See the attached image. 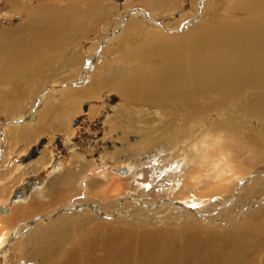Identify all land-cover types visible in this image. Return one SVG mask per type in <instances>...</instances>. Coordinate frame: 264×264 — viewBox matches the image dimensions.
Returning <instances> with one entry per match:
<instances>
[{
  "label": "bare ground",
  "instance_id": "obj_1",
  "mask_svg": "<svg viewBox=\"0 0 264 264\" xmlns=\"http://www.w3.org/2000/svg\"><path fill=\"white\" fill-rule=\"evenodd\" d=\"M37 1L35 7L29 5L31 0H4L25 16L21 27L43 21L50 35L39 41L36 34L35 41L20 47L23 53H16V45L9 49L12 41L0 36V49H7L13 59L4 61L3 79L11 83L0 82V95L33 86L40 63L54 65L52 58L67 52L65 45L55 48L60 44L54 36L65 44L69 22L78 15L85 24V13L71 0L61 9ZM151 3L142 0L148 12L136 10L130 17L129 29L138 27L140 32L129 36L130 43L124 39L126 45L105 49L99 56L90 50L83 69L78 65L75 72L71 67L66 85L74 83L71 78L78 84L59 94L66 100L65 108L56 100V105L36 112L38 106L31 108L32 114L25 118L29 113L20 115L24 107L20 104L27 98L22 95L15 108L12 97L5 99L3 110L23 120L2 131L0 169L9 158L27 153V146L42 135L71 136L70 117L83 100L99 99L102 90L118 94L128 106H114L117 113L134 108L132 114L139 119L129 120L119 141L105 136L111 141H102L104 150L97 161L75 154L67 164L56 161L52 168L51 158L47 159L52 153L49 138L36 160L33 157L2 172L0 264H5L6 245L16 239L13 228L19 233L39 213L45 216L29 230L36 235L34 241L20 238L16 243L24 244L17 264L22 260L26 264V258L30 264H264V203L256 205L264 197V167L258 168L264 163V133L242 136L227 125L228 105L264 106V0H235L225 17L219 9L226 6L212 9L210 18L200 24L202 31L178 36L167 34L172 30L168 27L184 26L172 17L178 2ZM70 5L71 10L75 7L71 17ZM41 52L50 53L45 61L36 56ZM105 56L108 60H100ZM87 77L90 81L85 84ZM98 111L91 107L89 118ZM172 111L178 112L174 124L169 117ZM116 116L110 120L112 125ZM218 117L227 126L210 122ZM6 137L13 139L9 145ZM24 144L26 148L21 147ZM168 150L171 154L166 155ZM235 189L231 206L228 198ZM82 199L93 204L78 210ZM69 200L73 206H68ZM215 206L221 213L208 217ZM117 209L120 213L114 214ZM60 211L65 214L49 220ZM26 218L31 219L24 222Z\"/></svg>",
  "mask_w": 264,
  "mask_h": 264
},
{
  "label": "rangeland",
  "instance_id": "obj_2",
  "mask_svg": "<svg viewBox=\"0 0 264 264\" xmlns=\"http://www.w3.org/2000/svg\"><path fill=\"white\" fill-rule=\"evenodd\" d=\"M45 1H47L48 3ZM69 1L70 0H42L43 4L48 5L50 3L49 4L50 6L53 3L52 7H54L55 9L56 8L57 9L63 8L66 5V2H69ZM150 1L152 3H156L159 0H149V3H150ZM175 1L178 2L179 9L177 8L178 10L176 9L173 11L172 17L175 20H181L182 23H184V26L181 28L179 26L178 27H171V28L168 27L169 29H172L169 31L170 33L167 32V34H169L170 36H172V35L178 36L181 34L184 35V34H187L189 32L193 33V31H195L196 33L202 31L203 27L201 25H203V23H205L206 19L210 18L209 15L213 11L212 9H217L220 6H221L220 8H223L224 6H226V7H224L225 10H224V8L219 9V12L221 13V15H223L225 17L228 14L226 12H228V10L230 9V7L232 6V4L234 3L235 0H223V1L222 0H175ZM70 2H73L72 4H74V6L76 8H78V9L81 8V10L79 9L80 12L85 13L84 14L86 16L85 19L80 18V19L84 20L85 24H82V20L81 21L79 20L78 15H77V17H75V19L73 18V20H71L69 22L70 30L68 29L69 32H67V34L69 33L68 36L69 35L70 36L66 39L67 44L66 43L62 44L63 39L61 40V38L54 36L56 38V42H58L60 44V47L57 46L55 48L63 49V46L65 45V47H67V52L64 55H60V56L58 55L57 60H56L55 56L54 57L52 56L53 57L52 59L55 61L54 65L51 64L50 66H47V64L40 63L42 65L40 67L41 69L39 70V72H37V74H35V76H33V77H35L34 78L35 82H32V80L30 81V82H32L33 86H30L28 88V90H26L24 88V89H17L18 90L17 91L15 89V90H11L9 93H7V91H6V94L0 95V99H1L0 100V142H1L2 137H3V135H2L3 129H5L6 127L14 125L13 124L14 121L23 120L22 118L19 117L20 115H27L29 113L27 115V117H25V118H28L32 114L33 108L35 106H38V108L36 110H34L36 112L37 110L43 108L44 106L49 107L50 105H56L57 101L61 100L62 96L59 97V94L62 92V90H68L69 88L75 87L76 85H74V84H78L77 81H72L74 79L71 78L72 80H69V81L74 82V83H70V84L68 83L69 85H66L68 82L67 80L69 79V77H67L66 75H69V73L71 74V72H72L71 67H74V69H76L75 72L77 71V69L80 66L83 69L84 64L86 63V62H84L86 60L85 56L88 53H90V50L91 51L93 50V53H95V56H97V55L99 56V54L100 53L102 54V52L105 51V49L109 50L110 48H117L122 43L124 45H126L124 39L127 42H129L128 41L130 38L129 36H132L133 34L135 35L137 33H140L138 31V29H139L138 27L137 28L132 27V31H131V29H129V21H131L130 17L134 14V12L136 10L147 11V9H145L146 7L141 4L142 0H140V1L139 0H71ZM75 3H77V4L75 5ZM29 5H33V6L37 5L38 6V1L37 0H31V3ZM71 6H73V5H70V17H71V13H73V11L75 10L74 9L75 7L71 10ZM9 7H10L9 5L5 4L4 0H0V36L5 37L6 40L9 39L10 41H12L11 42L12 44H10V43L7 44V45H9V49H13V48H10V45H16L17 46L16 53H19V52L23 53L24 51L22 50V48L20 49V47H23V45H29V43L35 41V38H36L35 35L36 34L40 35V36H37V37H39L38 38L39 41H43L46 38V34L48 32L46 30L47 28L43 24V21H39L38 24L35 23L34 27H33V25H29V27H28L27 24H26V27L25 26L21 27V26H23L22 22L24 21L25 16L22 13H18L16 7H12V9H10ZM63 16L64 15L62 14L60 17L62 18ZM63 18H65V16ZM55 24H57V23H55ZM197 25L198 26L200 25L201 27L196 28V29H192L193 27H195ZM126 27H127V31L125 29ZM20 28H22V29H20ZM44 29H45V32L43 31ZM198 29H200V30H198ZM124 30L126 31L127 34H125ZM10 33H12L11 36H9ZM54 33L57 34L56 32H54ZM62 33L60 34V36H62ZM48 34L50 35V33H48ZM142 37H143V35L138 34V39H142ZM5 39L3 38L2 40H5ZM32 39H34V40H32ZM25 49H27V47H25ZM11 54L12 53L7 51V49H3V50L0 49V74H1L0 75V82H4V84L6 83L9 86H10L11 82H9V79H6V80L3 79V76H5L4 74H6V73L4 72V69H2V67H4V65L6 63V62L4 63V61H7L8 59H10L11 61L13 60L11 57ZM48 54H50V53L49 52H41L38 54L36 53V56H39L40 59L42 58L45 61V59H46L45 56H47ZM106 58H107L106 56L104 58L101 57L100 60L106 61V60H108ZM112 58L113 57H111L109 60H111ZM112 60H114V59H112ZM94 62H96V60ZM67 64H69L68 69L66 68ZM64 65H65V67H63ZM78 65H79V67H78ZM25 66H26V68H25ZM25 69H27V65H24L23 72H26ZM89 74H91V72ZM80 78L81 77L79 76V79ZM10 80L13 81V79H11V78H10ZM85 81H86L85 84H88V82L90 81V78L87 77V80H85ZM18 85H19V83H18ZM251 92H253L255 94L254 91H251ZM12 93L16 98H14ZM55 93H57L58 96H54ZM260 94H262V92H260ZM22 95L25 98H27V100L25 101V99H24L26 104L25 103L20 104V106L22 104H23L22 106H24L23 111L20 112V115L19 114H16V116H13L14 114L11 115L9 110L6 111L7 108H5L3 110V108L5 107L4 105H5V99L6 98L12 97L11 100H12V102L14 101L13 107L15 108L18 106V104H19L18 102L21 99ZM112 97H114L116 99V101L114 103H112V99H111ZM82 102L79 104L78 112L76 114L72 115L70 117V120H69L68 126L72 132L71 136L67 137V136L60 134V133L54 134L53 136L42 135L41 138L37 142L31 143L30 145L27 146V148H26L25 144L21 145L22 148H26V149L29 148L28 152L21 154L20 155L21 157L20 156H13L12 158H9L10 162L6 163L4 165V168L2 167L0 169V171H1L0 176L4 172H7L11 168L12 165L26 164L27 162L23 161L24 157H26L28 155V153L31 150H33L34 148L37 149L39 144H41V146H43L41 148L43 150L44 147L46 146V143L48 142L49 138L52 139L51 144L49 143L51 145L52 153H51V150L48 152L49 155L47 156V159L51 158L50 163H51L52 168H54L55 164L60 163V162L67 164L69 162V159L72 157V155H75V154L82 155L84 157V159L87 161L88 160L89 161H91V160L97 161V160H99V157L101 155V151L104 150L103 149L104 145H103L102 141H107V138L106 139H103V138L105 136L106 137L110 136L111 140L119 141L117 139L120 137V132H122V129L126 125H128V122H130L129 120H135L137 118V117H135L136 114L135 115L132 114L133 113L132 109H134V108H128L127 112L126 113L121 112L122 114L116 112L117 108H114V106H118V108L120 107L119 109H124V108L128 107V106H126V104H124L123 99L116 93H112V92L107 93V92H104L102 90L99 99H93L92 100V98H87V99L83 100ZM65 103H66V100L63 99L60 101L59 105L62 106L63 108H65L66 107ZM85 104L87 106L84 109ZM258 106L259 105L256 102L255 103L246 102V103H242V104L233 103V105H228V108L230 110V114H229L230 117L228 116L229 122L227 125H230V130H231V128H234L235 130L240 131L239 133L242 136L252 135V134H260V132L264 133V106H261V105L259 107ZM91 107L99 108V111L96 113V115L92 119L89 118V114H88ZM31 108H32V111L30 110ZM172 109L174 110V108H172ZM149 110L155 111L154 109H151V108ZM50 111H49L50 113L53 112L52 110H50ZM172 112H171L169 117H170V119L173 120V124H174V123H176V121H174V120H176V118H178V112H176V111H172ZM149 114H151L150 117L155 116L151 112H149ZM10 116H12V117H10ZM114 116H116L115 119H116L117 123L115 125H112V123H110V120H113ZM17 117H19V119H17ZM141 117H140V119H142ZM137 119H139V118H137ZM75 121H78V122H76V125L74 124ZM210 122L212 124L221 123L224 126H227L226 124H224V123H227V121L220 119V117H218L216 119L212 118L210 120ZM209 124L206 123V125H204V128H208ZM55 125L56 126L60 125V122H58ZM234 129H233L232 133H236ZM9 133H10V131H9ZM9 133H8V135H9ZM135 134L137 135V133H134V134L131 133L129 135H135ZM125 138H126V136H125ZM6 140H7L6 143L9 145L11 143L10 141H12L13 139L9 140L6 137ZM111 140L108 139L107 142L109 143ZM57 142H59V144ZM50 145H48V146H50ZM180 146H182V145H180ZM42 150L39 152L40 154H41ZM169 154H171L170 150H168L166 152V155H169ZM37 156L34 157L35 160L37 159ZM121 158H122L121 160H123L124 156H122ZM56 161H57V163H56ZM259 166L260 167H258V168L264 167V163H260ZM258 168H256V169H258ZM256 169H254V170H256ZM43 171L45 174V170H43ZM255 173L257 175H259L258 172H255ZM126 175H128V173ZM257 175H255V177ZM38 176H40V174ZM247 179L249 180V179H251V177H247ZM3 182H5V180ZM9 182L10 181L8 180V183ZM30 183H32V181ZM252 184L249 185L247 187V189H251ZM21 187H22V185H19L18 189ZM31 188H32V186H31ZM31 188H30V191H31ZM237 191H238V189H235V192L231 194L232 197L228 198L229 199L228 202L231 206H234L233 205L235 203L234 198L237 197V195H236ZM233 195L236 197L233 198ZM83 199L78 201L79 204L81 202L80 205H82V207H80V209H78V210H83L84 208H86V206L88 204H93V202L90 199H88V201H87V199H85V200H83ZM123 200H126V199H123ZM258 201H260V202L256 203L257 206H259L261 203H264V197L261 196L260 200H258ZM218 204L222 205L221 203H218ZM230 205L228 207H231ZM68 206H73L72 203L70 202V200L68 201ZM183 206H187V205L183 204ZM68 209L69 208L65 207V210H68ZM118 209H120V208L118 207ZM118 209L115 210L114 214L120 213ZM7 210H9V209H7ZM7 212H9V211H7ZM200 213H202V212H200ZM220 213H221V210L218 209L217 206H215L212 208V211H210L208 213L209 214L208 217H217ZM6 214H3V215L7 216L8 214L7 215ZM61 214L64 215L65 212L60 211L56 215L52 216L51 219L49 218V220L50 221L54 220L58 216H60ZM104 214H106V212ZM42 215H44V213H39V214L32 216V218H33L32 220H34V222H32L29 227L22 228V230L19 231V233H17L15 231V228H13L12 234L16 235V239L13 240V243L11 245H9V246L6 245V248H8V250L4 253V258H3L4 259L3 261L5 264H17L18 263L19 258H20V256H18V254H19L20 250L22 251V247L24 244L22 243V245H17L16 243L19 242L20 238H25V239L34 241V237L36 238V235H35V233L31 234L29 232V230L32 229V227L34 226V223L37 220L42 219ZM222 218L223 217H221V220H222ZM30 219L31 218H26L23 221L26 222V221H29ZM13 245L16 246L15 247L16 249L14 248V250L10 249L11 247L13 248ZM27 245H31V242L30 243L28 242ZM13 251H14V253H13ZM21 251H20V254H21ZM15 253L17 254V259H14ZM23 263L24 262L22 260V261H20L19 264H23ZM25 263L30 264L29 261H27V258L25 260Z\"/></svg>",
  "mask_w": 264,
  "mask_h": 264
},
{
  "label": "water",
  "instance_id": "obj_3",
  "mask_svg": "<svg viewBox=\"0 0 264 264\" xmlns=\"http://www.w3.org/2000/svg\"><path fill=\"white\" fill-rule=\"evenodd\" d=\"M112 99V101H114V98H111ZM86 104L84 105V109L86 108ZM79 121V120H78ZM78 121H75L74 122V124L76 125V122H78ZM40 150H41V144H39L38 145V148L37 149H33V150H31L29 153H28V155L26 156V157H24V159H23V161H29L30 159H32L33 157H36L38 154H39V152H40Z\"/></svg>",
  "mask_w": 264,
  "mask_h": 264
}]
</instances>
